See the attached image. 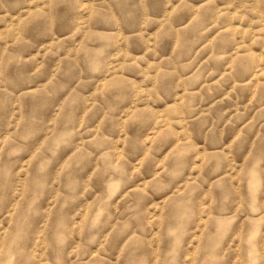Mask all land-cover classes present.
Here are the masks:
<instances>
[{
	"label": "rangeland",
	"instance_id": "rangeland-1",
	"mask_svg": "<svg viewBox=\"0 0 264 264\" xmlns=\"http://www.w3.org/2000/svg\"><path fill=\"white\" fill-rule=\"evenodd\" d=\"M0 264H264V0H0Z\"/></svg>",
	"mask_w": 264,
	"mask_h": 264
}]
</instances>
